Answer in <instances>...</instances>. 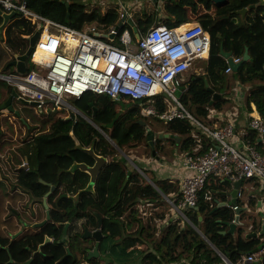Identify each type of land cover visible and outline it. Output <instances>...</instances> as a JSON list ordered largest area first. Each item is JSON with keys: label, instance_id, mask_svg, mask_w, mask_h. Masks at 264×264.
Returning <instances> with one entry per match:
<instances>
[{"label": "crops", "instance_id": "obj_1", "mask_svg": "<svg viewBox=\"0 0 264 264\" xmlns=\"http://www.w3.org/2000/svg\"><path fill=\"white\" fill-rule=\"evenodd\" d=\"M72 1L67 4H71ZM76 1H79L83 5L84 12L88 13V15L83 20H76L75 26H67L86 32L95 27L97 30L105 33L110 28L118 27L121 31L128 30L136 40L152 26L158 25L159 22H163L164 24L166 22L170 23L174 25L173 27L190 26L196 22L200 23L202 15H215L219 7L236 2L237 0H227L223 4H218L214 0H176L180 5L178 11L166 9L164 6L166 0H155V3L152 0ZM258 7H261L262 12H257L256 8ZM243 8L247 9L245 14L242 15L236 12ZM241 9L235 10V13L241 15L242 21H246L250 17L254 18L258 14L264 13V0H257L256 2H250L249 0ZM113 11L119 14V22L116 25H106L102 21V18ZM146 13L153 15V22L150 24H147V21L146 23L140 21L141 16ZM237 19L239 20V17ZM141 23L144 25L142 28L139 27ZM223 51L232 53L233 58L237 57L232 51L224 48L221 49L220 58L225 63L222 79L214 76L209 77L206 73V67L210 61L209 53L206 58L197 60L192 68L186 72L184 86L186 93L182 95L181 99L193 117L200 124L211 129L222 127L227 122L233 121L237 133L235 145L242 147V141L247 138L252 143L258 141L257 134L249 127V121L251 117L260 116L261 112L251 98L253 97V92L255 93V87L258 84H263L264 80L243 79L238 74L241 66L253 59L249 53V49H246L249 53V59L245 60L237 71L232 68L231 71H226L231 66L229 59L224 56ZM10 52V61H12L16 58L15 51L12 50ZM245 53L241 60H243ZM31 63L28 59V70L33 69V64ZM15 67L11 66L5 70L4 68L6 67L1 60L0 74L12 72ZM197 78H204L208 90L211 92L210 89H213L215 93L221 95L220 98L213 100L214 94L211 92L210 101L202 106L203 111H206L207 115L201 112L199 116L194 115V113L199 111L198 103H185L187 97L190 96V89L195 84ZM12 92L7 93L5 98L8 99ZM97 95L107 97L105 95ZM107 98L112 100L115 105L121 101ZM15 100L17 101V98L13 99L12 104L14 110L18 111L19 108ZM74 100L77 99L74 98L71 101L78 110V116H89L77 107ZM123 100L131 101L127 98ZM212 100L213 102L210 103ZM3 104L0 103V109H6L8 112L13 113L14 120L9 115H6L8 116V123H4L3 120L6 116H0V148L2 149L0 150V155H2V159L4 158L0 162V204L8 207L4 216L0 217V223H2L0 224V264H10V261H12V264H43L37 260L38 257L36 255L29 253V250L37 251L39 249L38 243L32 247H27L21 237L23 233L28 232L34 233V235L30 236H39V233L45 231L40 227V224L45 222L43 220H46L47 216L45 213L46 207L41 204L42 196L37 189L27 190L25 188H18L11 190L10 186L7 185L9 181H12L13 184L17 178L21 176L25 177V172L30 170L29 157L22 147L24 144L34 141L36 135L34 137L30 135L28 130V126L30 125L27 126V129L24 126L26 130L22 129L21 133L17 122L20 120L18 115H22L20 113L16 115L8 107L2 108ZM93 104L95 105V103ZM95 106L97 107V105ZM158 106L164 107L161 104H158ZM127 108V113L135 111L136 115L140 116V126L133 125L132 132L133 136L137 137L139 134L138 128L143 127L144 138L141 140L121 146L103 129V126V128L100 125L97 126L105 133L107 132L110 148L116 150L114 156L111 154L104 155L108 157V164L104 168L102 176L110 167L112 161H116V163L126 170L127 178L119 190L122 187L127 189L129 193L128 195H124V197L128 199L127 204L130 205H125L126 209L120 217L112 219L111 215L107 212L112 209L113 205L103 204L105 206L104 210H95L87 205L81 211H78L81 214V218H83L81 224L78 225L82 226L83 232L88 228L91 233L85 238L84 252L81 253L77 248L75 250L72 248V251L81 253V260L85 261V264H201V262L207 261H220L222 259L221 255L226 256L231 261H236L237 256L241 255V242L237 241L238 239H241L243 242L256 239L259 244L264 243V183L262 181L259 179H243L240 184L236 185L238 181L222 177L212 178L205 191L210 194V199L204 198L205 194H203L197 207L179 210L174 202L180 196L184 178L193 173L184 165V156L188 152H204L213 142L212 138L192 119H174L168 122L155 116H147L143 114L139 104L133 101H131V106L127 105ZM98 110L97 107V111L94 110L91 116H96ZM53 111L55 110L53 109ZM70 113L75 114L74 111H70ZM117 113H119L118 109ZM69 115L74 116L73 114ZM91 119L93 120V118ZM175 120L190 122L193 125L190 134L173 131L170 125ZM88 122L91 123L90 121ZM91 124L95 126L93 123ZM11 125L12 127L9 128ZM113 127H107L109 132L114 129ZM9 136H11L13 143L17 144L15 145L17 150L11 156L7 155L9 153L8 145L13 143L3 144L4 140ZM104 137L107 140V137ZM28 138H31L32 141H29ZM189 138L191 142L187 140ZM95 149L97 150V145H95ZM143 156L144 158L140 161V158ZM90 157L92 158L91 155ZM81 162L90 163L86 160ZM72 166L63 169H66L71 175L69 177L75 178L79 175H77V171L80 169L76 171L71 170ZM80 171L88 177L85 185L76 193L67 189L68 195L79 199V201L84 194L96 196L98 186L96 184L94 191H84L89 184L90 175L85 171ZM60 177L58 176V179ZM42 180L45 181L44 179ZM47 182L55 184L57 188L59 181L49 180ZM59 183L65 188L63 183ZM147 186L153 189L152 193L148 192L149 188ZM234 192L236 193L234 194ZM108 197L109 193L106 192L105 198ZM234 205H238L239 209L235 210L233 208ZM12 209L19 211L18 215L15 212H10ZM237 211L240 213L243 225L237 226L235 231L230 233L228 231L229 226L225 221H233ZM72 213L76 214V211L73 210ZM63 215L70 216L68 211L63 212ZM19 219H22V221ZM213 221L220 226L218 228L219 234L225 238L226 242L219 240V243L216 244L212 241V239H215V231L210 225ZM7 222H14L17 229L14 230L10 225L6 224ZM111 222L115 224L114 230L122 232L118 236L113 237L107 234L105 226L107 223L110 225ZM29 224H36L35 226L37 227L30 226ZM26 225L30 227L26 228ZM97 231L103 234V238L99 242L97 237L100 234L97 237L95 236ZM223 231L227 233L224 234ZM11 233L15 237V242L8 249ZM97 243H99L98 253L95 251ZM26 248L29 249L28 252ZM24 250L25 252H23ZM73 264L75 263L73 262Z\"/></svg>", "mask_w": 264, "mask_h": 264}, {"label": "built area", "instance_id": "obj_2", "mask_svg": "<svg viewBox=\"0 0 264 264\" xmlns=\"http://www.w3.org/2000/svg\"><path fill=\"white\" fill-rule=\"evenodd\" d=\"M0 9L40 22L36 28L40 35L29 56L33 69L20 72L16 66L12 72L0 74V79L20 97L37 102L41 109L51 103L55 111H74L75 117L78 110L69 100L80 99L87 93L117 101L127 98L138 102L147 116L168 122L192 119L212 138L204 152H188L184 156V165L193 173L184 178L180 196L174 202L179 210L197 207L203 194L210 199L205 191L212 178L259 179L264 183V115L251 117L249 121L258 141L252 143L247 138L242 147H237L233 121L216 129L204 126L182 102L186 89L177 96L185 84L186 72L210 52L212 39L201 23L152 26L135 40L128 30L121 31L118 27L106 33L95 27L86 32L58 23L35 13L27 0H0ZM115 39L119 45L114 43ZM239 61L240 57L234 58V62ZM231 70L228 67L226 71ZM221 256L220 261L204 264H263L264 243L250 253H242L236 261Z\"/></svg>", "mask_w": 264, "mask_h": 264}, {"label": "trees", "instance_id": "obj_3", "mask_svg": "<svg viewBox=\"0 0 264 264\" xmlns=\"http://www.w3.org/2000/svg\"><path fill=\"white\" fill-rule=\"evenodd\" d=\"M152 1L153 3L156 2L155 0ZM256 1L257 0H250V2ZM248 2L249 0H237L236 2L219 7L218 12L215 15L204 14L200 17V23L210 34L212 39L209 52L210 61L206 67V73L209 77L214 76L219 79H222L223 77L222 71L225 63L224 60L220 58L222 48L232 51L235 56L240 58L243 57L246 49H249V53L253 59L245 62L239 69L238 74L243 79L264 80V13L258 14L254 18L250 17L246 21H242L241 15L235 13V10L241 9ZM67 3L68 2L64 0H27L28 7L35 13L61 24L75 26V21L83 20L88 13L84 12L83 5L79 1L73 0L71 4ZM164 6L166 9L171 11H178L180 5L176 0H166ZM256 10L257 12H262L261 7L256 8ZM237 17H239V20ZM102 21L106 23V25H116L119 22V14L116 11H113L107 16H104ZM140 21L143 23H146L147 21V24H150L153 22V15L149 13L143 14ZM25 22L26 19L19 15L12 19L4 30L3 36L0 38V61L10 58V51L18 50V44L22 40ZM2 23L3 18L0 14V25ZM143 23L139 24V27H144ZM161 24L169 27L174 26L167 22L165 24L163 22H159L158 25ZM26 50L24 52H26ZM4 69L6 70L7 67ZM12 91L13 88L11 86L0 80V103H5L7 100L5 95L7 93H11ZM210 99L211 92L206 87L204 78H197L195 84H193L190 89V96L187 97L185 103H198L199 111L196 114L200 115L201 112L207 115V112L203 111L204 109L202 106L208 103ZM251 99L257 104L261 115H264V83L258 84L255 87V93L253 92V97ZM74 101L78 108L93 118L96 125H100L101 127L103 126L104 128H102L106 130L119 145L124 146L125 144L135 143L144 138L143 127L138 128L139 134L137 137L133 136V125H136L137 127L140 126V116H137L135 111L119 116L115 107L116 105L112 100L92 92ZM92 102L95 103L99 109L96 116H91L94 111L93 106L91 105ZM39 111L42 112L43 109H39ZM66 114L67 112L64 111H52L49 115H47L50 116V123L48 125H43L42 127L33 126V128L40 129V133L36 135L34 141L26 143L22 147L24 148V152L29 157V164H31L30 170L25 172V177H20L22 188L27 190L36 189L35 186L33 187L31 182H36L38 177H41L45 181H57L59 173L62 171V175L65 176L63 180L64 182L61 181V179L58 181L63 183V185L66 184V188L69 191L76 193L85 185L88 177L82 174L80 170L77 171V175L79 174L77 177H69L71 175L63 168H70L73 163H76V161L81 162L86 160L87 162H90L89 164L94 163V159L91 158L87 152L78 147V141L83 147H89L92 144L97 145L96 151L98 154H111L112 156L116 154V150L114 148H110V143L95 126L89 123L82 116H71L70 119L64 118L63 115ZM109 126H114V129L111 132H109L107 128ZM10 127H12V125L9 126V128ZM170 128L173 129V131H177L182 134H190L193 125L187 121L175 120L171 123ZM97 138L101 139L99 143L97 142ZM187 140L189 141L190 138ZM189 142H191V140ZM0 150L2 149L0 148ZM3 150H5V148H3ZM126 174V170L120 164L116 163V161H112L110 167L103 176L101 173L97 182V195L88 196L84 194L80 198L78 208L82 209L88 205L95 210H104L105 206H103V204H107L109 206L113 205L112 209L107 213L111 215V219L120 217L126 209L125 205H130L127 204L128 199H125L124 197V195H128L129 193L127 192V189L122 187L119 190L122 183L127 178ZM59 182L57 183L58 185L55 192L58 193V195L68 193V190L65 189ZM147 188H149V186H147ZM37 190L41 195H43V193L48 191L49 188H45L44 183H41L40 187H37ZM106 192L109 193L108 198H105ZM148 192L152 193L153 189L149 188ZM50 203V207H52V217L56 221H63L68 218L72 219L76 224V220L74 219L81 217V214L78 211H76V214H73L74 216L68 217L64 216L58 210L59 208H75L70 198L65 197L64 199H61L59 196L56 198L52 197L50 198ZM78 213L79 216H76ZM114 225L115 224L111 222L110 225L107 223L105 226L107 234H110L113 237L122 233L121 231L114 230ZM210 225L215 231V239H212V241L216 244L219 243V240L226 242L225 238L219 234L220 232L218 228L220 226L218 223L213 221ZM54 230L55 234L59 237L62 232L58 228H55ZM237 241L241 242L240 254L250 253L254 250L255 246L258 247L263 243L259 244L256 239L248 242H243L241 239H238ZM23 252H25V250ZM55 256L57 258H59V256L62 257V264H66L65 262L68 257H64V250H60L59 248L56 249ZM204 263L201 262V264Z\"/></svg>", "mask_w": 264, "mask_h": 264}, {"label": "flooded vegetation", "instance_id": "obj_4", "mask_svg": "<svg viewBox=\"0 0 264 264\" xmlns=\"http://www.w3.org/2000/svg\"><path fill=\"white\" fill-rule=\"evenodd\" d=\"M10 63V62H9ZM8 63V64H9ZM4 66H7V62H5ZM11 95V94H10ZM27 121V120H26ZM29 124H27L28 126ZM28 130L30 132V135L32 137H34L35 135H38L40 133V129L38 128H33L31 126H28ZM29 141H32L31 138H28ZM8 186H10L11 190H16L18 188H22V184H21V178H17L13 184L12 181L7 182ZM33 184V187L35 186V188L37 189V187H40L41 183H44L45 188H49L48 191H45L43 193L42 198H41V204L46 207L45 213L47 214L46 216V220L43 224H40V227L42 228V230L44 229V233H39V236H30V235H34V233H23L22 234V239L25 241V244L27 245V247H32L34 244L38 243V247L39 249L36 250H29V253L36 255L38 257V261H40L43 264H62V257L59 256V258H57L55 256L56 254V249H60V250H64V257H68L67 261L65 262L66 264L68 263H75V264H85V261H82L81 259L79 260V256H81V253L84 252V247L86 244V236L90 235L91 231H89L88 228H84V232L82 230V226L78 225L81 224V220L83 221V218L81 217H77L76 219V224L73 222L72 219H68L66 218V220L64 219L63 221H56L55 219H53L52 217V207L51 203H50V198L54 197L56 198L57 196H59L61 199H64L65 196L63 195H58V193L55 192L56 185L55 184H51V182H47V181H43L41 177H38L36 182H31ZM71 198H75L73 196H70ZM72 202V200H71ZM34 210V208H32ZM66 208H59L58 210L63 214L64 210ZM73 210H68V213L71 217L73 216L72 213ZM10 212H15L17 215L19 213V211L12 209V211ZM21 214V213H20ZM79 216V213L76 215ZM20 221H22V219H19ZM71 220V221H69ZM79 222V223H78ZM38 224V223H37ZM30 225V224H29ZM36 224L30 225V226H35ZM83 225V224H82ZM30 226L26 225V228H29ZM37 227V226H35ZM59 229L62 233L61 235L58 237L55 234V230L54 229ZM41 230V231H42ZM9 247L8 249H10L11 245L14 244L15 242V237L14 235L11 233V235L9 236ZM8 241V243H9ZM41 248V250H40ZM72 248L75 250L76 248L80 250L81 253H76L74 251H72ZM15 258V257H13ZM12 258V259H13ZM11 259V260H12ZM15 260V259H14ZM12 261H10V264Z\"/></svg>", "mask_w": 264, "mask_h": 264}, {"label": "water", "instance_id": "obj_5", "mask_svg": "<svg viewBox=\"0 0 264 264\" xmlns=\"http://www.w3.org/2000/svg\"><path fill=\"white\" fill-rule=\"evenodd\" d=\"M215 2H217L218 4H223L226 3L227 0H214ZM246 8H243L241 10H237L236 12L239 14H245L246 12ZM0 14L3 18V23L0 25V38H2L4 30L6 29V27L8 26V24L10 23V21L12 19H14L15 17L18 16V14L16 12H4L2 9H0ZM39 31H36L31 38V41L29 43V47L27 50V53L23 56H19L18 58L16 57L15 60L10 61V63L6 66L7 68H10L11 66H17L20 72H26L27 71V60L29 59V56L34 48V45L36 44L38 38H39ZM113 36V35H112ZM111 36V37H112ZM223 54L225 57H227L229 59L230 62V66L233 70L237 71L239 69V67L244 63L245 60L249 59V53L248 51H246L245 56L243 58V60L239 61V62H234V58L232 57V53L230 52H226L223 51ZM211 92L214 94L213 96V100H215L216 98H220L221 95L215 93V91L213 89H210ZM17 98L18 100H20L22 103L24 104H30L33 106H38V103L35 101H29L23 97H20L19 94L17 93L16 90H13L12 94L8 97V99L6 100V102L1 106L2 108L4 107H8V109L12 112H15L17 115L19 114V111L14 110V106L12 104L13 99ZM213 100L210 102L212 103ZM91 105L94 106V110L97 111V107L92 103ZM40 110H42L41 108H39ZM67 119H70V117H68ZM89 121H91V123H95L91 118H88ZM96 125V124H95ZM106 137L108 138V136L106 135ZM110 138V137H109ZM111 139V138H110ZM78 147L80 149H82L83 151L87 152L88 154H90L92 156V158L94 159V163L93 164H89V163H84V162H76L73 164L71 170H82L87 172L90 175V181L89 184L87 185V187L84 189V191L88 192V191H94L95 190V186L98 182V179L100 178L101 173L104 171V168L106 167V165L108 164V157L104 156V155H100L97 153L96 149H95V145H93L90 148L87 147H83L80 142H77ZM242 182V179L239 180L236 185L240 184ZM236 192H234L235 194ZM239 211H237V214L234 216V220L233 221H225L226 224H228L229 226V232L233 233L236 229L237 226L239 225H243V221H241V216L240 213H238ZM245 223V222H244ZM228 232V233H229ZM224 234H226V231H223ZM100 234L99 237H97ZM95 236L97 237L98 242L103 238V234L100 231H97L95 233ZM96 253L99 252V243H97L96 245V249H95ZM258 264H262L261 262H258Z\"/></svg>", "mask_w": 264, "mask_h": 264}, {"label": "rangeland", "instance_id": "obj_6", "mask_svg": "<svg viewBox=\"0 0 264 264\" xmlns=\"http://www.w3.org/2000/svg\"><path fill=\"white\" fill-rule=\"evenodd\" d=\"M37 24L35 22H32L28 19H26V22L24 24V27H23V34H22V40L21 42L18 44V50L15 51V52H18V51H21V52H24L27 48H28V44H29V41L28 39L31 37V35L33 34V32L35 31V29L37 28ZM114 43L115 44H118V40H114ZM14 56V54H13ZM8 60H10V58H6L4 61H3V65L5 64V62H8ZM32 64V63H31ZM32 66V65H31ZM184 86L185 84L180 87L179 91L177 92V96L180 97L181 96V92L184 90ZM3 89V88H2ZM19 103H18V102ZM17 101L15 100V103L17 104L18 103V106H19V113L20 115L22 116H19L20 117V120H18L17 122V125H18V129L19 131L22 133V129H24V126H26V129H27V125L26 124H29L30 126H39V127H42L43 125H48L50 123V116H47L49 115L52 111H53V105L51 103H48L47 105H45L46 108H43V111L40 112L39 111V107L36 105V106H32V105H25L24 103L20 102L18 99ZM73 106H75L73 104V102L71 100H69ZM184 101V100H183ZM193 104V103H192ZM127 105L131 106V101H128V100H121L119 102L116 103V107L118 109V112H119V115H122V114H125L128 112V108H127ZM76 107V106H75ZM71 111V110H70ZM70 111H66L67 114L64 116L65 118H68V117H71V115L69 114H73L75 115L74 113H70ZM6 115H9L10 118L12 120H14V116L13 113H10L8 112L6 109H0V116H6ZM17 115V114H16ZM194 115H197L196 113H194ZM199 116V115H198ZM84 119L88 120L89 119L87 117H90V116H82ZM27 120V121H26ZM17 121V120H16ZM4 123H8V116L4 117V120H3ZM91 122V121H90ZM24 123V124H23ZM21 124V125H19ZM24 129V130H26ZM107 133V132H106ZM24 139V137H23ZM108 140V139H107ZM109 142V140H108ZM6 143H13V140L11 138V136H9L6 140H4L3 144H6ZM22 144V143H21ZM17 145L16 143H13L11 145H8L9 146V153L7 155L11 156L13 154V152L15 150H17L16 146ZM21 146V145H20ZM144 158L141 157L140 158V161ZM0 162L4 160V158L2 159V155H0ZM61 176V177H60ZM59 177L61 179V181L64 180L65 176L62 175V172L59 173ZM59 180V179H57ZM65 185V189L66 188V184ZM81 191V190H80ZM6 193V192H5ZM63 196L67 197V198H70L72 200V204L74 205L75 208H68V209H65L64 212L68 211V210H75V211H81V209H79L78 207V203H79V199L77 198H71L68 193H64ZM8 207L7 206H4L3 204L1 205L0 204V217H3L4 216V213L6 212V209ZM1 222V221H0ZM2 224V223H0ZM6 224L10 225L14 230L17 229L16 225L14 222H7ZM8 227V226H7ZM81 259V256H79V260ZM80 264V263H79Z\"/></svg>", "mask_w": 264, "mask_h": 264}, {"label": "bare ground", "instance_id": "obj_7", "mask_svg": "<svg viewBox=\"0 0 264 264\" xmlns=\"http://www.w3.org/2000/svg\"><path fill=\"white\" fill-rule=\"evenodd\" d=\"M28 20H30V21H32V22H35L37 25L40 23L37 19H35V18H31V19H28ZM31 38H32V36L29 38V43H30V41H31ZM28 50V49H27ZM27 50H26V52H24V53H22V52H20V51H18V52H15V56L18 58L19 56H23V55H25L26 53H27ZM43 54H45V53H43ZM45 56H49V55H47V54H45ZM16 59V58H15ZM14 59V60H15ZM11 60V59H10ZM10 60H8V62H7V65H8V63H9V61ZM192 68V67H191ZM190 68V69H191ZM185 76V75H184Z\"/></svg>", "mask_w": 264, "mask_h": 264}, {"label": "clouds", "instance_id": "obj_8", "mask_svg": "<svg viewBox=\"0 0 264 264\" xmlns=\"http://www.w3.org/2000/svg\"><path fill=\"white\" fill-rule=\"evenodd\" d=\"M19 16V15H18ZM132 101V100H131ZM134 102V101H133ZM138 103V102H137ZM87 117V116H86ZM71 118V117H70ZM87 118H89V117H87ZM88 121V120H87ZM96 123H94V125H95ZM104 132V131H103ZM105 133V132H104ZM106 134V133H105ZM107 135V134H106ZM105 136V135H104ZM108 139V138H107ZM109 140V139H108Z\"/></svg>", "mask_w": 264, "mask_h": 264}]
</instances>
